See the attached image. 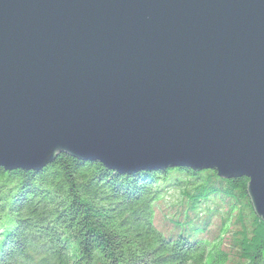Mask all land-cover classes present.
Here are the masks:
<instances>
[{"label": "water", "instance_id": "95a60500", "mask_svg": "<svg viewBox=\"0 0 264 264\" xmlns=\"http://www.w3.org/2000/svg\"><path fill=\"white\" fill-rule=\"evenodd\" d=\"M246 177L264 221V0H0V168Z\"/></svg>", "mask_w": 264, "mask_h": 264}, {"label": "trees", "instance_id": "16d2710c", "mask_svg": "<svg viewBox=\"0 0 264 264\" xmlns=\"http://www.w3.org/2000/svg\"><path fill=\"white\" fill-rule=\"evenodd\" d=\"M248 186L188 167L121 174L67 154L38 172L0 168V264H229L233 249L239 264H264ZM165 188L181 198L160 220Z\"/></svg>", "mask_w": 264, "mask_h": 264}, {"label": "rangeland", "instance_id": "374dc122", "mask_svg": "<svg viewBox=\"0 0 264 264\" xmlns=\"http://www.w3.org/2000/svg\"><path fill=\"white\" fill-rule=\"evenodd\" d=\"M180 192H177L176 190H173L172 188H165V198L164 200L162 201V206L160 209H158V216H159V219L162 220L163 217H162V213L161 211L165 212L167 211V209H169L170 207H172L171 205L174 203L175 204V201L180 199L181 196H180ZM174 208V207H173ZM175 209V208H174ZM202 210V209H201ZM246 212V213H245ZM255 212V210H254ZM171 215H175V214H172L173 211L171 210L170 208V212H169ZM244 213L246 215V217L250 218V210H249V207L248 206H244ZM221 221H222V217L221 216H216L214 215L213 219H212V233H211V238H215L219 232V227H220V224H221ZM233 223V222H232ZM251 224V222L249 221V225ZM234 228H236V226L233 225ZM251 230V229H250ZM240 238L238 237V242H240L239 240ZM234 241V240H233ZM228 243V241H227ZM235 244V242H234ZM237 247H239V244H237ZM239 250H236V249H233L230 251V260H229V264H239L241 261H244L243 258H241L240 256V252H238Z\"/></svg>", "mask_w": 264, "mask_h": 264}]
</instances>
